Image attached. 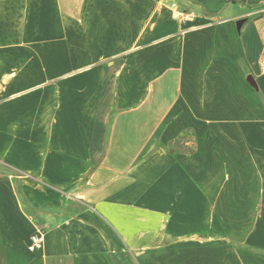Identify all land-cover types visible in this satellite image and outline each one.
Instances as JSON below:
<instances>
[{"label":"crops","instance_id":"crops-1","mask_svg":"<svg viewBox=\"0 0 264 264\" xmlns=\"http://www.w3.org/2000/svg\"><path fill=\"white\" fill-rule=\"evenodd\" d=\"M263 53L264 0H0V264H264Z\"/></svg>","mask_w":264,"mask_h":264},{"label":"built area","instance_id":"built-area-1","mask_svg":"<svg viewBox=\"0 0 264 264\" xmlns=\"http://www.w3.org/2000/svg\"><path fill=\"white\" fill-rule=\"evenodd\" d=\"M185 15L184 17H186ZM261 66L264 69V53L261 59ZM43 236L39 233L31 234L29 237V243H28V251L30 253H36L37 251L41 250L43 248Z\"/></svg>","mask_w":264,"mask_h":264},{"label":"water","instance_id":"water-1","mask_svg":"<svg viewBox=\"0 0 264 264\" xmlns=\"http://www.w3.org/2000/svg\"><path fill=\"white\" fill-rule=\"evenodd\" d=\"M248 79H249V81H251V82H253V83L255 82V80H254V78H253V76H252V75H251V76H249V77H248Z\"/></svg>","mask_w":264,"mask_h":264},{"label":"rangeland","instance_id":"rangeland-1","mask_svg":"<svg viewBox=\"0 0 264 264\" xmlns=\"http://www.w3.org/2000/svg\"><path fill=\"white\" fill-rule=\"evenodd\" d=\"M182 16V15H181ZM250 75V74H249Z\"/></svg>","mask_w":264,"mask_h":264}]
</instances>
